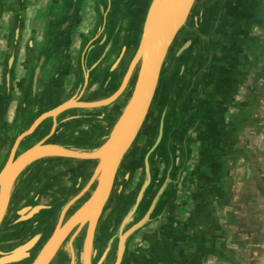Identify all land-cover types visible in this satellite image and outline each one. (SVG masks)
I'll use <instances>...</instances> for the list:
<instances>
[{
	"label": "flooded vegetation",
	"instance_id": "af4514ba",
	"mask_svg": "<svg viewBox=\"0 0 264 264\" xmlns=\"http://www.w3.org/2000/svg\"><path fill=\"white\" fill-rule=\"evenodd\" d=\"M255 1L236 28L214 132L200 159L189 160L196 170L179 208L169 207L188 264H254L259 230L248 201L252 188L248 182L238 188L236 174L240 166L249 171L264 161V0ZM78 7L79 0H0V158L23 164L15 187L25 190L21 204L30 211L34 203H50L51 194L42 192L48 184L70 203L93 174L119 181L140 176L145 110H160L146 109L150 75L140 63L134 73H73L86 36ZM32 172L36 177L28 181ZM137 189L111 180L103 189L102 218L114 208L136 215L130 207ZM10 254L3 259L14 258ZM17 254L13 261L32 260L31 253Z\"/></svg>",
	"mask_w": 264,
	"mask_h": 264
},
{
	"label": "water",
	"instance_id": "95a60500",
	"mask_svg": "<svg viewBox=\"0 0 264 264\" xmlns=\"http://www.w3.org/2000/svg\"><path fill=\"white\" fill-rule=\"evenodd\" d=\"M79 3L81 32L86 36L73 73L110 74L118 69L134 73L140 63L150 75L145 80V106L160 110H145L142 172L121 181L93 174L70 203H63L65 194L48 184L42 192H49L52 200L34 203L30 211L21 204L25 190L15 187L14 177L23 164L2 156L0 264L13 261L17 253H31L29 264H188V256L181 252L183 234L173 229L180 226L169 207L179 208L184 190L192 183V169L196 170L189 167V160L200 159L214 132L236 28L244 8L256 1ZM35 177L32 172L28 181ZM111 180L115 186L139 188L132 191L140 196L130 207L136 215L125 216L114 208L112 215L102 218L107 208L103 189ZM61 204L65 207L59 210ZM32 214L36 216L31 221ZM27 221H31L28 227ZM26 234L28 240L23 241ZM6 253L14 258L3 259Z\"/></svg>",
	"mask_w": 264,
	"mask_h": 264
},
{
	"label": "rangeland",
	"instance_id": "374dc122",
	"mask_svg": "<svg viewBox=\"0 0 264 264\" xmlns=\"http://www.w3.org/2000/svg\"><path fill=\"white\" fill-rule=\"evenodd\" d=\"M245 176L246 178L249 177V171L244 170V168L240 166L236 174V185L238 188L244 186L247 182L251 184V186L254 185V187L252 186V191L248 194V201L252 202L253 217L258 221H262L264 225V165H262L258 171L256 170L253 176V178L257 180V183L249 182ZM259 190H262V192H259ZM3 264H23V262L9 260L4 261Z\"/></svg>",
	"mask_w": 264,
	"mask_h": 264
},
{
	"label": "crops",
	"instance_id": "0c3cea01",
	"mask_svg": "<svg viewBox=\"0 0 264 264\" xmlns=\"http://www.w3.org/2000/svg\"><path fill=\"white\" fill-rule=\"evenodd\" d=\"M264 165V161L262 164H259V165H256V166H253L251 169H249V177H247V180L249 182H252V183H257V180L255 178H253L254 174H255V171L262 166ZM256 169H255V168ZM249 186L251 188L254 187V185L251 186V184H249ZM257 188V187H256ZM262 189V188H261ZM262 192V190H259V192ZM255 219V218H254ZM256 220V224H257V228H258V237L255 241V253H254V264H264V225H263V222L262 221H258L257 219Z\"/></svg>",
	"mask_w": 264,
	"mask_h": 264
}]
</instances>
